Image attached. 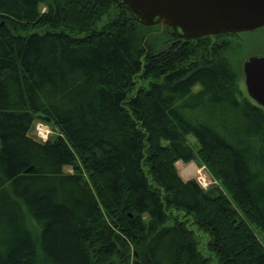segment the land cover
I'll use <instances>...</instances> for the list:
<instances>
[{
    "label": "trees",
    "instance_id": "obj_1",
    "mask_svg": "<svg viewBox=\"0 0 264 264\" xmlns=\"http://www.w3.org/2000/svg\"><path fill=\"white\" fill-rule=\"evenodd\" d=\"M156 27L111 0H0V264H264V109L235 34L157 49Z\"/></svg>",
    "mask_w": 264,
    "mask_h": 264
},
{
    "label": "water",
    "instance_id": "obj_2",
    "mask_svg": "<svg viewBox=\"0 0 264 264\" xmlns=\"http://www.w3.org/2000/svg\"><path fill=\"white\" fill-rule=\"evenodd\" d=\"M144 27L169 28L173 36L197 40L264 27V0H111ZM248 97L264 109V56L243 64ZM49 123L51 120L42 117ZM31 168L24 173H28Z\"/></svg>",
    "mask_w": 264,
    "mask_h": 264
},
{
    "label": "rangeland",
    "instance_id": "obj_3",
    "mask_svg": "<svg viewBox=\"0 0 264 264\" xmlns=\"http://www.w3.org/2000/svg\"><path fill=\"white\" fill-rule=\"evenodd\" d=\"M44 11V9H42ZM153 41H156L158 44L157 49H163L168 44H170V40H172L170 36V30L168 28H161L156 27L153 30ZM223 39L230 42L229 47L225 51L224 57L229 62L230 66L232 67L234 73L236 74L237 80L240 83L242 89H244V75H243V64L249 57H263L264 56V27L257 29L252 32L240 33L235 34L233 36L224 37ZM224 41V40H223ZM199 86L195 87V91L199 90ZM45 131L48 140L56 135L58 132L55 128L45 125L43 122H35L34 127L30 131V137L34 138L35 140L39 141L38 139V131ZM187 142L191 147H194L196 150L197 148V140L193 135L187 136ZM180 163V162H179ZM185 170L191 167V171L193 175L190 177H185L183 180H195L198 185L203 188L207 189L210 185L215 184L204 167L200 166V164H196L190 162L188 164L182 165ZM176 170L178 168L176 166ZM66 173H71V169L64 168ZM182 178V177H181Z\"/></svg>",
    "mask_w": 264,
    "mask_h": 264
},
{
    "label": "flooded vegetation",
    "instance_id": "obj_4",
    "mask_svg": "<svg viewBox=\"0 0 264 264\" xmlns=\"http://www.w3.org/2000/svg\"><path fill=\"white\" fill-rule=\"evenodd\" d=\"M163 28H165V27H163ZM162 28V29H163ZM170 36H171V38L172 39H179V38H177V37H175V36H173V33H172V31L170 30ZM244 75V74H243ZM239 83V82H238ZM239 86H240V89H241V91H242V93H243V95L251 102V103H253L254 105H256V106H258V107H260L259 105H257L253 100H251L249 97H248V95H247V93H246V88H244V89H242V87H241V85H240V83H239ZM244 87H245V84H244ZM260 108H262V107H260Z\"/></svg>",
    "mask_w": 264,
    "mask_h": 264
},
{
    "label": "built area",
    "instance_id": "obj_5",
    "mask_svg": "<svg viewBox=\"0 0 264 264\" xmlns=\"http://www.w3.org/2000/svg\"><path fill=\"white\" fill-rule=\"evenodd\" d=\"M38 139L39 142L45 143L48 141L47 135L45 134V131H38Z\"/></svg>",
    "mask_w": 264,
    "mask_h": 264
},
{
    "label": "bare ground",
    "instance_id": "obj_6",
    "mask_svg": "<svg viewBox=\"0 0 264 264\" xmlns=\"http://www.w3.org/2000/svg\"><path fill=\"white\" fill-rule=\"evenodd\" d=\"M46 133V132H45Z\"/></svg>",
    "mask_w": 264,
    "mask_h": 264
}]
</instances>
